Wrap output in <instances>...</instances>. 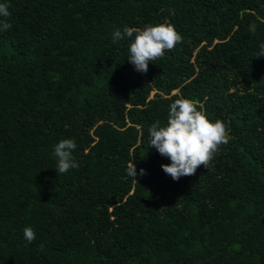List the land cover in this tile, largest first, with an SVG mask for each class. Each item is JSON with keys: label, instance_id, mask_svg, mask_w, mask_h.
I'll return each instance as SVG.
<instances>
[{"label": "trees", "instance_id": "trees-1", "mask_svg": "<svg viewBox=\"0 0 264 264\" xmlns=\"http://www.w3.org/2000/svg\"><path fill=\"white\" fill-rule=\"evenodd\" d=\"M0 3V264H264V0ZM165 22L182 43L136 71L113 32ZM179 97L230 139L174 181L148 130Z\"/></svg>", "mask_w": 264, "mask_h": 264}, {"label": "clouds", "instance_id": "clouds-1", "mask_svg": "<svg viewBox=\"0 0 264 264\" xmlns=\"http://www.w3.org/2000/svg\"><path fill=\"white\" fill-rule=\"evenodd\" d=\"M9 5L0 3V31H7L11 24ZM257 25L249 24V32L255 33ZM114 42L130 40L128 61L136 71L147 73L149 63L162 58L166 51L173 50L182 43V36L171 23L147 24L143 28L125 26L123 31L113 32ZM257 57H264V43L259 45ZM149 146L155 148L170 164H162L165 174L174 181L181 177L194 175L203 166L207 168L217 153L220 145L229 143L227 126L221 119L214 122L206 113L198 110V105L191 99L179 97L169 106L167 122L162 125L156 120L149 128ZM77 145L73 139H63L54 145L53 155L57 159L56 172L63 174L70 169L78 168L72 152ZM127 175L133 179L137 176L136 166L132 160L126 168ZM141 169L139 175H144ZM136 181V180H135ZM24 239L31 244L36 234L31 227L23 230Z\"/></svg>", "mask_w": 264, "mask_h": 264}]
</instances>
